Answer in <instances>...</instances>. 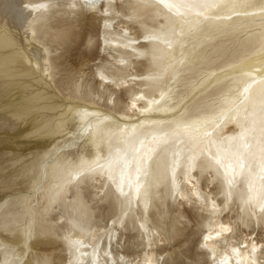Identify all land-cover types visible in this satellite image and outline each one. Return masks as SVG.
<instances>
[{
  "label": "snow or ice",
  "instance_id": "snow-or-ice-1",
  "mask_svg": "<svg viewBox=\"0 0 264 264\" xmlns=\"http://www.w3.org/2000/svg\"><path fill=\"white\" fill-rule=\"evenodd\" d=\"M61 10L101 12L104 34L89 45L103 41L108 51L116 42L130 53L81 81V102L68 106L57 144L64 159L55 180L36 184L41 207L67 233L69 264H115L117 225L150 216L162 190L207 221L204 264H264V0H0V18L10 13L30 35L36 70L52 82L58 53L42 35ZM120 23L122 35L110 38ZM240 36L256 37L243 53L232 46ZM137 113L143 118L125 122ZM222 119L240 131L218 135ZM144 232L150 251L154 236ZM32 235L28 219L23 243L0 241L3 264H28Z\"/></svg>",
  "mask_w": 264,
  "mask_h": 264
},
{
  "label": "rangeland",
  "instance_id": "rangeland-1",
  "mask_svg": "<svg viewBox=\"0 0 264 264\" xmlns=\"http://www.w3.org/2000/svg\"><path fill=\"white\" fill-rule=\"evenodd\" d=\"M60 2L66 3L67 0ZM100 19L88 12L73 16L64 14V10H61L44 26L42 39L58 53L54 57L57 79L51 84L56 99L48 101L63 103L64 97L70 98L71 102L81 101V81L90 82V78H95L98 70L108 65L105 55L99 54L98 47L89 45L90 41H95L101 34ZM118 31L117 28L116 33L111 32L110 35L117 37ZM242 38L244 36L235 38L232 44L241 53L244 51L241 45L247 43L241 44ZM228 43L225 42L226 46ZM114 51L116 59L130 55ZM97 60L100 62H96ZM2 82L4 80L0 79V202L5 203L0 207V241L7 243L16 239L23 243L21 229L26 220L24 199L26 195L32 194L31 185L41 167L51 161L56 140L61 134L56 138H45L32 133L33 123L27 121L38 114L24 113L27 101L7 95L1 86ZM87 87L88 84H85V88ZM66 120L67 114L62 119H55L52 124L59 129L65 128ZM82 211H88L87 206H83ZM53 215L47 211L39 214L30 241L32 253L28 264H62V229L59 218L53 220ZM138 224V219L131 216L124 226L118 228L119 240L114 238L112 246L114 253L120 252L132 257L141 250L146 238L142 236L144 229L139 230ZM147 224L154 236L159 232L165 237L164 244L156 249L157 261L164 257L167 264H204L205 257L198 249V240L199 232L207 226V221L196 208L186 205L181 207L166 190H162V194L154 199ZM104 243H108L107 238ZM105 251H108V246Z\"/></svg>",
  "mask_w": 264,
  "mask_h": 264
},
{
  "label": "bare ground",
  "instance_id": "bare-ground-1",
  "mask_svg": "<svg viewBox=\"0 0 264 264\" xmlns=\"http://www.w3.org/2000/svg\"><path fill=\"white\" fill-rule=\"evenodd\" d=\"M25 2H28V0H25ZM37 3L45 2V0H35ZM4 3H8V0H4ZM93 17H100L101 19V35L104 34V28H103V16L102 13L99 11H90L88 12ZM247 23V22H246ZM259 24V21L257 20L255 22L254 29L256 31H259V28L256 27ZM123 27V24H118L117 28L118 36H121L122 33L120 29ZM116 33V31L114 32ZM113 37L110 35V38ZM249 39L252 40L254 43L256 40V37H244L241 39L240 43L244 44ZM35 46H39L38 43ZM33 42L31 40L30 35L28 37H25L24 28L20 27L18 24H15L12 22L10 13L7 14V18H0V79L4 80V82L1 83V86L4 87L3 91L6 92L7 95L14 97V99H24L27 101V104L24 107V113L29 114L30 112H36L38 115L31 117V120H28L27 122H32V133H37L41 137L45 138H56L59 134H61V137L56 140L55 148L53 152L52 159L49 163H45L44 166L41 167L39 174L37 178L32 183V194L26 195V198L24 199L25 206L23 207L25 218L26 220L31 219L33 221V228L36 220L39 218V214L44 212V208L41 207V205L44 203V198L42 195H39L36 191V184L38 181L47 180L49 183L53 182L55 180V169L57 168L58 164L62 162L64 159L63 155L60 153V150L57 148L58 142L62 139V133L66 132V126L65 128L59 129L58 126H54L52 122L55 119H62L68 111V106L70 104H76L80 103L81 101H74L71 102V99L68 97L62 98L64 101L63 103H58L54 101H48L51 99H56L55 94L53 93L51 89L52 81H48L44 78V75L42 72H38L36 70L35 64L36 61L31 59V57L34 55L33 52ZM108 51H105V44L103 41H101L98 52L102 55H105V59L108 60V62L113 60V62L118 61L119 59L114 58L113 52L116 50L119 53H129L123 48H119L117 46L116 42H113L112 44H109ZM97 59V58H94ZM99 59V58H98ZM96 62H100V60H97ZM100 71V70H98ZM225 75H230L229 73H226ZM96 76V74H95ZM224 76H221V79H223ZM226 90V89H225ZM13 91V92H12ZM71 102V103H70ZM40 114V115H39ZM161 114H156L157 118ZM143 116L140 113H137L135 117H133L131 120H126L125 122L129 125L132 123L138 122L140 119H142ZM25 122V123H27ZM221 127L218 130V135H222L225 138L233 136L234 134L238 133L240 131L239 126L237 125L235 120H230L227 122H224V119L221 120ZM121 127H123V124H121ZM67 151V149H65ZM5 203V201L0 202V207ZM31 208L34 210V216H28V212ZM1 210V208H0ZM138 229H141V224H144V228H149L148 226V217H145L143 214V211L141 212V217L138 219ZM117 227L119 228L120 225L118 224ZM143 228V229H144ZM62 231L60 233L61 241L64 244V258L62 264H69V260L71 259V255L67 249V243H66V231L64 228H62ZM22 236H23V227L21 229ZM201 232H199V240H198V249H200V241H201ZM152 233V232H151ZM159 233V232H156ZM153 234V233H152ZM118 233H113V240L116 239V236ZM143 238H146V241L143 243L141 250L133 255L132 257L125 255L124 253L120 252H113L112 246H113V240H112V246H111V257L110 260L114 261L115 264H128L129 261L132 262V264H136V261L139 260L141 264H144V261L148 258H156V249L160 246H162L165 242V237L159 233L158 236H154V243L152 244L151 250H148V235L145 233H142ZM160 237H163V243L160 242ZM115 238V239H114ZM106 239V238H105ZM106 243V242H105ZM103 244L104 249L107 248L108 243L105 245ZM90 251V249H88ZM202 251V250H201ZM205 260L206 256L204 255ZM0 264H3L2 254H0Z\"/></svg>",
  "mask_w": 264,
  "mask_h": 264
}]
</instances>
